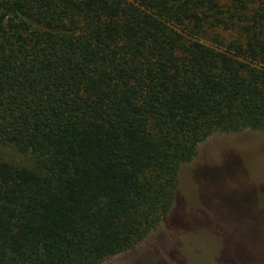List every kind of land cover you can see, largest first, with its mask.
<instances>
[{
	"label": "trees",
	"instance_id": "1",
	"mask_svg": "<svg viewBox=\"0 0 264 264\" xmlns=\"http://www.w3.org/2000/svg\"><path fill=\"white\" fill-rule=\"evenodd\" d=\"M264 130V0H0V264H101L155 231L216 132Z\"/></svg>",
	"mask_w": 264,
	"mask_h": 264
},
{
	"label": "rangeland",
	"instance_id": "2",
	"mask_svg": "<svg viewBox=\"0 0 264 264\" xmlns=\"http://www.w3.org/2000/svg\"><path fill=\"white\" fill-rule=\"evenodd\" d=\"M0 157L34 166L13 148ZM177 188L161 225L101 264H264V130L214 133L182 165Z\"/></svg>",
	"mask_w": 264,
	"mask_h": 264
}]
</instances>
